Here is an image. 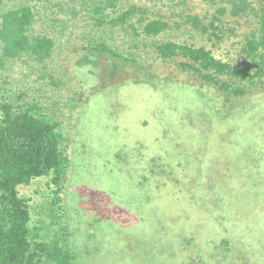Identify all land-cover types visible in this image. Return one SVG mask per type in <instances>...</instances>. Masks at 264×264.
I'll list each match as a JSON object with an SVG mask.
<instances>
[{"label":"rangeland","instance_id":"1","mask_svg":"<svg viewBox=\"0 0 264 264\" xmlns=\"http://www.w3.org/2000/svg\"><path fill=\"white\" fill-rule=\"evenodd\" d=\"M161 3L176 22L167 35L211 47L184 33L183 16L209 18L205 7ZM71 39L58 43L49 67L56 88L41 73L13 68L15 85L41 99L69 142L61 193L47 179L19 190L36 240L58 243L61 226L79 264H165L173 253L175 264H195L211 254L222 262L214 244L228 238L225 263L264 264V94L233 101L183 84L186 78L168 69L150 80L131 64L113 73L111 58L80 49L82 37ZM222 39L217 54L236 41L227 30ZM107 41L124 47L118 33ZM168 76L177 82L166 83ZM59 194L61 209L52 204ZM159 230L171 231L172 240H158Z\"/></svg>","mask_w":264,"mask_h":264},{"label":"trees","instance_id":"2","mask_svg":"<svg viewBox=\"0 0 264 264\" xmlns=\"http://www.w3.org/2000/svg\"><path fill=\"white\" fill-rule=\"evenodd\" d=\"M157 1L147 6L143 0H0V264H79L61 226L58 243L36 240L29 201L19 195L21 188L41 179L56 187L55 194L61 193L70 162L61 124L51 118L41 99L15 85L16 64L41 73L39 78L46 77L56 88L49 71L56 46L82 37L79 48L111 58L113 73L131 64L150 80L168 69L186 78L183 84L204 85L233 101L264 94V0H187L205 7L200 11L210 17L186 13L184 33L194 32L211 47L167 35L176 22L162 14V0ZM224 30L236 41L217 54L214 47L223 40ZM111 33L120 34L124 47L109 45ZM89 64L93 63L84 65ZM172 78L164 80L176 83ZM58 196L52 204L61 209ZM171 231L153 234L166 241L172 240ZM223 247L230 248L228 238L214 244V254L220 249L222 262L211 254L205 260L199 256L195 264H227L232 252L225 253ZM169 257L166 263L175 264V253Z\"/></svg>","mask_w":264,"mask_h":264}]
</instances>
